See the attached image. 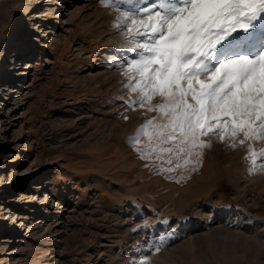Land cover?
Wrapping results in <instances>:
<instances>
[{
  "label": "rangeland",
  "instance_id": "obj_1",
  "mask_svg": "<svg viewBox=\"0 0 264 264\" xmlns=\"http://www.w3.org/2000/svg\"><path fill=\"white\" fill-rule=\"evenodd\" d=\"M1 11L0 264H264V173L249 174L248 144L213 139L171 172L182 161L141 157L146 137L129 145L157 113L121 100L114 52L131 45L113 27L119 13L100 0H0ZM94 102L124 115H94ZM94 117L122 122L124 138L72 153ZM146 240L159 251H137Z\"/></svg>",
  "mask_w": 264,
  "mask_h": 264
},
{
  "label": "snow or ice",
  "instance_id": "obj_2",
  "mask_svg": "<svg viewBox=\"0 0 264 264\" xmlns=\"http://www.w3.org/2000/svg\"><path fill=\"white\" fill-rule=\"evenodd\" d=\"M119 13L113 27L131 45L114 52L129 107L157 116L130 146L147 138L142 158L167 154V171L186 168L212 140L248 144L249 174L264 173V0H100ZM135 95L138 100H132ZM159 98V103L151 102ZM127 119V117H123ZM138 231V230H134ZM159 251L146 240L140 251ZM139 264H147L141 260Z\"/></svg>",
  "mask_w": 264,
  "mask_h": 264
},
{
  "label": "bare ground",
  "instance_id": "obj_3",
  "mask_svg": "<svg viewBox=\"0 0 264 264\" xmlns=\"http://www.w3.org/2000/svg\"><path fill=\"white\" fill-rule=\"evenodd\" d=\"M52 1L55 2L56 0H52ZM5 14H6V12H2V11L0 12V21H1L2 16H4ZM1 32H2V30H0V34H1ZM12 47H14V46H12ZM1 52H2V54H1L2 56L0 57V60H1L2 66L0 68H3V67H5V62H6L5 60H6L8 54L6 53L5 48H4V50L2 49ZM24 52H25V50H24ZM24 58H25V56L22 57L20 60H16V62L20 63ZM27 63H28V65L30 64V62H27ZM19 74H20L19 69H18V71L13 70L10 73L9 77L12 78V76H15L18 78L21 76V74L20 75ZM17 80L18 79H15V82ZM6 81H7V78L2 80V84ZM105 84H106L105 80L100 81L101 87L104 86ZM14 93L12 94V96L14 95ZM104 95H106V94H100L97 91L95 92L96 97L101 98ZM92 108H93L92 111H93L94 115L112 116V113L116 112L122 116V115H124V112H125V110L119 111L118 107H114L112 110L107 111L106 107H104L101 103H98V102H94L92 105ZM94 109H97V110H94ZM125 120L127 121L126 124H129V125L134 124V120L129 119V117H127V119H125ZM138 124L139 123L135 124L131 128V131L134 133L133 136L136 134L137 130L141 127ZM108 125H113V126H111L110 128H106ZM93 128H94L93 132L88 133L84 138L75 142V144L71 147V150H70L72 153H82L83 149L86 146H88L89 143L92 142L93 140L100 142V144L98 146H110L111 143H113V141H119V140L121 141L124 138V135H121L125 130L124 124L122 122L114 123L112 120H109V119L94 117L92 119V121H90L88 123L87 131L89 129H93ZM71 129L73 130V128H71ZM87 131L86 132H80L79 134H77L75 136H71L70 139H77L78 137H83L87 133ZM118 134H120V135L118 136ZM65 162L67 163V165L69 164V160H65ZM3 240H4V242L8 241V239H6V237L3 238ZM195 242H196V239L191 241V243H195ZM260 244L262 245L263 242H260ZM199 259H200V262L198 264H203V256L202 255H200ZM209 264H219L218 259H217V255H215V261L210 262Z\"/></svg>",
  "mask_w": 264,
  "mask_h": 264
}]
</instances>
